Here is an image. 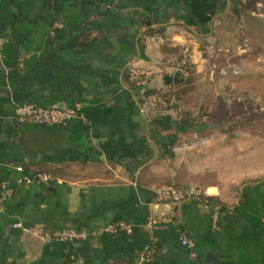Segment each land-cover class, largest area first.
<instances>
[{
  "label": "crops",
  "instance_id": "1",
  "mask_svg": "<svg viewBox=\"0 0 264 264\" xmlns=\"http://www.w3.org/2000/svg\"><path fill=\"white\" fill-rule=\"evenodd\" d=\"M146 31L166 44H145ZM233 33L264 71V0H0V264H264V181L228 191L178 181L189 198L175 205L171 179L155 170L195 152L199 130L183 102L161 111L149 92L170 87L184 46L214 84L209 49L223 40L218 51L235 50ZM133 62L150 73L143 87L129 82ZM23 103L79 105L83 117L21 123ZM206 197L224 207L217 228ZM116 222L132 231L102 233ZM38 226L94 234L63 243L35 235Z\"/></svg>",
  "mask_w": 264,
  "mask_h": 264
},
{
  "label": "rangeland",
  "instance_id": "2",
  "mask_svg": "<svg viewBox=\"0 0 264 264\" xmlns=\"http://www.w3.org/2000/svg\"><path fill=\"white\" fill-rule=\"evenodd\" d=\"M234 37L235 50L218 51L223 49V40H214L208 52L209 70L225 69V76L219 74L209 84L208 68L191 67L183 79L186 85L179 90H183L179 102L184 104V113L195 117L199 132L195 152L178 151L155 168L156 174L171 179L170 186L195 177V186L212 184L228 191L264 181V71L256 68L254 50L248 57L240 54L238 34ZM235 69L237 74L232 72Z\"/></svg>",
  "mask_w": 264,
  "mask_h": 264
},
{
  "label": "built area",
  "instance_id": "3",
  "mask_svg": "<svg viewBox=\"0 0 264 264\" xmlns=\"http://www.w3.org/2000/svg\"><path fill=\"white\" fill-rule=\"evenodd\" d=\"M142 40L147 45H157L162 46L166 44V39L163 35L158 32L146 31L141 35ZM5 42L4 39L0 38V45ZM192 64V50L189 46H184L181 52V57L176 65L175 77H180L182 79L187 78L191 71ZM234 74L238 73L235 69L232 71ZM221 76L227 74L225 69L219 71ZM150 77V73L144 67L133 62L129 64L128 67V79L129 82L135 86L143 87L147 83ZM169 87L167 89L159 90L157 93L151 95V99L156 108L161 111H167L169 108V102L166 97L163 96L164 93L169 92ZM17 120L21 123H30L37 126H65L69 121L75 118H82V108L79 105L73 107L58 109L56 107H40L31 103H23L17 107L16 110ZM36 181L42 183H49L52 178L48 175H37L34 176ZM4 190V195L9 196L12 190L7 187V185H2ZM167 196L172 204H180L185 202L189 198V194L182 188L171 187L167 190ZM212 222L214 227H218V220L221 214L222 207L218 203H214L212 206ZM15 228L21 227L20 224H15ZM132 227L124 222H116L107 226L102 233L115 235L120 232H131ZM33 233L38 237L45 240H55L58 242H72L76 240H85L90 235L94 233L89 232L85 229H75L66 228L63 230H52L46 229L45 227L38 226L33 230ZM181 244L189 250L195 248V243L185 234L180 235Z\"/></svg>",
  "mask_w": 264,
  "mask_h": 264
},
{
  "label": "trees",
  "instance_id": "4",
  "mask_svg": "<svg viewBox=\"0 0 264 264\" xmlns=\"http://www.w3.org/2000/svg\"><path fill=\"white\" fill-rule=\"evenodd\" d=\"M169 79V78H168ZM133 87H137V86H135V85H133V84H131ZM184 85H186V82L185 81H183V83L182 84H180V85H174V83L172 82V83H170L169 84V89H170V91L169 92H166V93H164L163 94V96L164 97H166L167 98V100H168V102L170 103L169 104V108H168V110L169 109H172L173 108V106H174V104H176L177 102H179V100H180V98H179V95H181V93L183 92V90H182V92L181 91H179L180 90V88L182 87V88H184ZM150 94H155V93H157V92H149ZM178 124H180V123H178V122H176V121H173L172 123H170L169 124V126H167L168 128H175L176 129V127L178 128V127H180V125H178ZM183 124H185V125H188L189 123L188 122H183ZM195 125H197V124H195ZM196 127H198V126H195V128ZM197 129V128H196ZM37 175H39V174H36L35 176H37ZM174 188H181V187H175L174 186ZM214 203H218V204H220L219 202H217V201H215L213 198H210V197H206V199H205V204L206 205H208V206H212ZM221 205V207H222V210H224V207H223V205L222 204H220Z\"/></svg>",
  "mask_w": 264,
  "mask_h": 264
},
{
  "label": "water",
  "instance_id": "5",
  "mask_svg": "<svg viewBox=\"0 0 264 264\" xmlns=\"http://www.w3.org/2000/svg\"><path fill=\"white\" fill-rule=\"evenodd\" d=\"M170 83H174L176 85L180 84L182 82V80L179 77H173V78H169L168 79ZM58 109H65L64 107H56Z\"/></svg>",
  "mask_w": 264,
  "mask_h": 264
}]
</instances>
